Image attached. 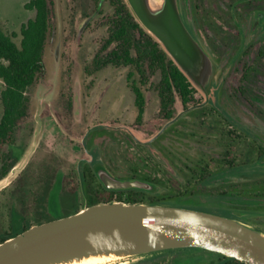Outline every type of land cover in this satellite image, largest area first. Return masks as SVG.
Masks as SVG:
<instances>
[{"label":"rangeland","instance_id":"374dc122","mask_svg":"<svg viewBox=\"0 0 264 264\" xmlns=\"http://www.w3.org/2000/svg\"><path fill=\"white\" fill-rule=\"evenodd\" d=\"M30 1L0 0V25L7 34L16 33L18 45L22 25L36 15L25 8ZM258 1L178 0L185 24L215 72L208 95L197 88L191 107L201 106L185 112L177 98L169 120L161 112L159 72L149 73L144 83L132 67L94 63L104 62L115 49V44L104 47L111 4L50 0L45 71L30 90L28 118L4 148L3 161L13 166L0 179V239L15 228L72 215L89 199L105 203L107 193L96 189L93 176L97 164L121 179L155 181L159 190L142 194L139 203L171 201L241 216L264 229V165L259 163L264 162V19L257 16V11L264 15V0ZM134 82L146 97L141 120ZM3 89L0 79V116ZM119 196L126 203L127 195L116 201ZM233 201L255 205L243 209ZM222 260L214 252L186 248L105 264Z\"/></svg>","mask_w":264,"mask_h":264},{"label":"water","instance_id":"95a60500","mask_svg":"<svg viewBox=\"0 0 264 264\" xmlns=\"http://www.w3.org/2000/svg\"><path fill=\"white\" fill-rule=\"evenodd\" d=\"M126 2L145 30L208 95L215 66L186 28L178 0ZM94 171L108 190H159L146 180L121 179L102 164ZM186 248L204 249L245 264H264V229L235 217L181 206L99 203L34 225L0 243V264H105Z\"/></svg>","mask_w":264,"mask_h":264},{"label":"trees","instance_id":"16d2710c","mask_svg":"<svg viewBox=\"0 0 264 264\" xmlns=\"http://www.w3.org/2000/svg\"><path fill=\"white\" fill-rule=\"evenodd\" d=\"M107 1L113 7L114 14L111 19L110 34L104 47L107 48L115 44V49L107 55L104 62L95 60L96 66L113 64L116 66L124 65L132 67L139 72L141 80L144 83L148 81L147 75L149 73L155 74L159 72L160 82L158 84V92L161 112L169 120L174 118V105L177 98L180 99L185 112L200 107L201 105L191 107V104L195 103V95L198 91L197 87L169 56L164 46L140 24L126 0ZM25 8L35 11L36 15L33 19L28 20L27 23L22 25L20 45L14 41L16 33L9 35L0 25V79L4 82V89L1 92L3 115L0 116V162H3L0 179L5 178L13 166L7 160L3 161L5 156L4 148L14 143L18 125L28 118L30 90L45 71L44 51L51 28V2L50 0H31L25 5ZM132 77L133 75L130 74L129 80ZM131 87L138 109L137 118L141 120L145 113L146 97L141 87L135 82ZM259 163L264 165V162ZM93 176L98 181L96 189L107 193L105 201H103L105 203L116 201V197L121 194L127 195L126 203H139L138 198L142 194L150 193L138 189L108 190L103 186L95 173ZM146 181L158 186L155 181L149 179H146ZM86 187L87 189L89 188L87 183ZM121 200L119 196L118 201ZM99 203L101 201L95 199L88 200V206ZM254 203L246 201H237L236 203V201H233L232 205L246 209L255 205ZM152 204L176 205L174 202L165 200L156 203L152 202ZM80 210V207H78L75 213ZM223 215L245 220L244 217L237 215ZM38 224L42 223L39 222ZM30 227L32 225L15 228L11 235L0 239V243L17 236ZM194 249L208 252L200 248ZM215 254L223 258L219 264H245L222 254Z\"/></svg>","mask_w":264,"mask_h":264},{"label":"flooded vegetation","instance_id":"af4514ba","mask_svg":"<svg viewBox=\"0 0 264 264\" xmlns=\"http://www.w3.org/2000/svg\"><path fill=\"white\" fill-rule=\"evenodd\" d=\"M258 3H260L258 0H257V4ZM260 12H262V11H257V16H258V18H259V20L261 19L262 21H263V19H264V15H262V14H260ZM264 13V12H263ZM181 14V13H180ZM260 14V15H259ZM182 17V16H181ZM182 20H183V18H182ZM183 22H184V20H183ZM184 24H185V22H184ZM185 26H186V28L188 29V31L190 32V34L193 36V38L195 39V40H197L196 39V37L193 35V33L189 30V28L187 27V25L185 24ZM198 41V40H197ZM199 42V41H198ZM199 44H200V42H199ZM201 45V44H200ZM202 46V45H201ZM203 47V46H202ZM204 49V48H203Z\"/></svg>","mask_w":264,"mask_h":264},{"label":"bare ground","instance_id":"6f19581e","mask_svg":"<svg viewBox=\"0 0 264 264\" xmlns=\"http://www.w3.org/2000/svg\"><path fill=\"white\" fill-rule=\"evenodd\" d=\"M87 264H99V263L89 262V263H87Z\"/></svg>","mask_w":264,"mask_h":264}]
</instances>
